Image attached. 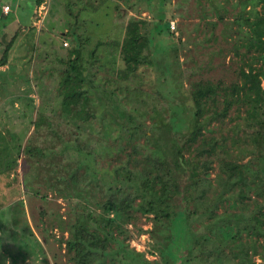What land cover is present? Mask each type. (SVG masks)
I'll return each instance as SVG.
<instances>
[{
	"label": "trees",
	"instance_id": "16d2710c",
	"mask_svg": "<svg viewBox=\"0 0 264 264\" xmlns=\"http://www.w3.org/2000/svg\"><path fill=\"white\" fill-rule=\"evenodd\" d=\"M34 2L37 6L42 0ZM168 2L157 0V8L149 12L156 20L158 36L164 33L158 24L165 22L167 37L174 38V29L165 19ZM195 3L203 4L196 30L203 31L202 20L208 28L203 42H217L216 28L220 23L223 25L220 35L231 44L232 55L236 57V79L229 83L222 79L193 80L191 130L182 141L177 136L162 141L157 132L163 130L168 134L174 126L171 121H155L158 119L143 110L142 101L140 110L133 112L118 102L110 103L117 118L127 122L124 131L128 134L121 135L117 144L119 153H126V163L115 166L112 180L103 191L104 198L94 203L90 192L94 194L101 189L98 183L91 184L90 177L102 176L89 162L97 159L98 151L103 152L108 141L97 142L98 145L85 142L88 150L85 153L74 142L79 160L71 176H62V180L68 182L73 196L81 201L71 205L73 216L63 228L67 236L60 239L73 264H118L112 256L116 246L124 249L117 258L119 264H264V0H195ZM143 25L142 19L129 17L123 40L112 41L119 46L126 64L124 76L149 62L147 51L154 38L146 36ZM16 34L17 31L5 43L0 66L7 64ZM102 44L103 40H97L90 49L87 61L90 67L82 63L77 46L68 51L67 61L61 60L66 64L59 92L61 113L75 131L80 132L85 123L93 122L98 115L90 88L107 102L114 96V90L96 83L95 70L91 68L98 60L96 50ZM161 61L166 62L165 58ZM146 116L152 119L150 125L144 121ZM226 118L230 121L228 125ZM125 147L130 148L128 153ZM138 152L145 157L140 168L138 158L133 155ZM82 154L90 155L86 164L81 161L85 158ZM13 162L15 166L17 163ZM214 163L218 171L210 177ZM70 169L71 166L68 172ZM123 174L124 186L117 183ZM137 213L152 215V237L160 236L153 244L159 259H147L143 252L135 251L127 243L130 235L124 224L134 223Z\"/></svg>",
	"mask_w": 264,
	"mask_h": 264
},
{
	"label": "rangeland",
	"instance_id": "374dc122",
	"mask_svg": "<svg viewBox=\"0 0 264 264\" xmlns=\"http://www.w3.org/2000/svg\"><path fill=\"white\" fill-rule=\"evenodd\" d=\"M34 1L0 0V54L17 31L8 53L7 68L0 71V162L16 161L15 181L9 192L12 190L16 195L22 192L24 196L10 207H0V264H73L60 239L67 236L63 228L73 216L71 205L81 201L80 197L73 196L72 189L66 185L68 182L62 180V176H71L79 160L74 142L85 153L88 151L85 142L98 145L108 141L103 147L107 153L99 150L97 159L89 162L102 176L90 177L91 184L98 183L101 189L94 194L90 192L94 203L104 198L103 191L112 180L115 166L126 163V153H119L117 144L121 135L128 134L124 131L127 122L117 118L110 103L118 102L133 112L140 110L139 101H142L143 110L158 119L155 121H171L174 126L168 134L163 130L157 132L161 140L177 136L182 141L191 130L193 80L210 78L229 83L236 79L237 62L231 44L220 35L221 23L216 28L219 39L215 43L203 42L208 36L205 20L201 21L203 31L196 30L204 2L197 6L195 0H170L166 4L165 19L174 21L175 29L174 38H168L165 22L158 24L164 30L160 37L156 20L149 12L157 8V0L150 3L147 0H42V9ZM4 3L13 8L9 14L2 12ZM38 9L41 15L36 12ZM35 12L37 19L33 16ZM132 16L142 19V31L154 39L147 51L149 62L124 76L126 64L119 46L112 41L123 40L127 20ZM97 40H103L104 44L97 48L98 60L91 68L95 70L96 83L114 90V96L107 102L90 88L98 115L79 132L65 122L61 113V73L66 67L61 60L67 61L68 51L77 46L82 63L90 67L87 63L90 49ZM64 41L67 46L63 45ZM164 58L165 64L161 61ZM144 121L150 125L152 119L146 116ZM225 123H230L228 118ZM125 151L128 153L130 148L125 147ZM165 151L169 156L168 147ZM82 155L85 158L81 161L86 164L90 155ZM133 155L138 158L140 168L145 157L141 152ZM215 165L210 177L218 171ZM0 175L5 178V171L1 169ZM124 178V174L119 176L117 183L124 186ZM7 201L9 197L1 195L0 203ZM136 215L134 223L124 224L130 235L129 247L143 252L147 259H159L153 244L160 236L152 237V215ZM121 251L124 249L116 246L112 254L118 264ZM255 259L260 261L258 257Z\"/></svg>",
	"mask_w": 264,
	"mask_h": 264
},
{
	"label": "crops",
	"instance_id": "0c3cea01",
	"mask_svg": "<svg viewBox=\"0 0 264 264\" xmlns=\"http://www.w3.org/2000/svg\"><path fill=\"white\" fill-rule=\"evenodd\" d=\"M3 5H9V7H10V10H9V12L7 13V14H9L11 11H13V8H12V6L10 5V4H6V3H4ZM3 12V11H2ZM3 14H5V13H3ZM36 23V22H35ZM20 28V27H19ZM18 28V29H19ZM5 68H7V65L5 64V65H3V66H0V71L1 70H5ZM13 161H12V163L10 164V162L9 161H4V162H0V170L2 169V171H5V174H6V177L5 178H2L1 176L2 175H0V187H2L3 188V191H0V198H1V195H4V196H6L7 197V199H8V197H9V201H7V202H5V203H0V207L1 206H6V207H10L11 205H13L14 203H15V200L16 199H18V200H22L23 199V194H22V192L19 194H13V191L11 190V193L9 192V190H10V188H12V186H13V182L15 181V179H14V177H15V172H16V170H14V166H13ZM3 168H5V169H3ZM6 179V180H5ZM10 179L12 180V181H10ZM22 183V182H21ZM4 185V186H3ZM8 192L10 193V195L8 194ZM7 193V194H6ZM8 195V196H7ZM14 201V202H13ZM6 207H2V208H6Z\"/></svg>",
	"mask_w": 264,
	"mask_h": 264
},
{
	"label": "built area",
	"instance_id": "2783aa9c",
	"mask_svg": "<svg viewBox=\"0 0 264 264\" xmlns=\"http://www.w3.org/2000/svg\"><path fill=\"white\" fill-rule=\"evenodd\" d=\"M40 8L42 9L43 6L40 5ZM9 9H10L9 5H3V7H2V10H3L4 13H8L9 12ZM41 9L40 10L39 9L37 10V12H38L39 15H41ZM169 23H170V28L171 29H175V23H174V21H170ZM67 44H68L67 41H64L63 42V45L64 46H67Z\"/></svg>",
	"mask_w": 264,
	"mask_h": 264
}]
</instances>
